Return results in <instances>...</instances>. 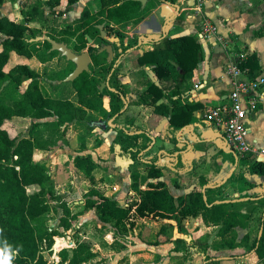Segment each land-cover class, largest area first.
Masks as SVG:
<instances>
[{
    "label": "trees",
    "instance_id": "trees-1",
    "mask_svg": "<svg viewBox=\"0 0 264 264\" xmlns=\"http://www.w3.org/2000/svg\"><path fill=\"white\" fill-rule=\"evenodd\" d=\"M31 12L22 11L26 23H17L7 16H0V246L3 241L15 249L21 247L19 255L13 264H48L46 250H51L61 236L58 228L49 231L47 228L48 217L56 213L53 204L59 198L53 195V189L48 187L50 181L47 165L36 160L38 147L31 137L22 134L13 135L4 128L7 122L14 119L36 120L40 124H50L53 130L61 128L65 123L72 125L83 124L89 111L107 114L103 104V94L100 93V80L90 71L82 74L73 82L77 94V102L59 100L47 96L41 88V76L36 67L29 65L30 61L37 60L43 65L54 60L58 52H50L48 42H30L37 36L30 27L34 21L44 22L47 12H52L61 5L62 0H28ZM173 7L180 6L181 0H158ZM6 0H0V10ZM16 3L17 0H11ZM80 0H68V6L76 5ZM100 9L92 14L88 9L83 11L81 19L74 26H67L60 36L61 41L69 47L73 44L72 51L78 55L89 49L93 64L96 68H105L108 76L110 91V119L116 118L114 123L126 113L128 92L125 86L118 83V61L126 52L135 47H121L123 53L118 55L113 62L106 66L100 61L97 49L89 46L88 38L95 40L100 35L98 26L111 25L127 26L140 22L151 10L154 4L145 8L132 0H99ZM21 3V2H20ZM19 6V5H18ZM48 36L57 41L52 34ZM66 36V37H64ZM58 42V41H57ZM204 54L202 43L198 36H181L175 39L168 37L155 42L153 49L144 52L138 59L141 70L151 67V71L158 81L172 78L176 87L167 92L156 85L151 76L144 72L141 86H146L139 104L154 107V113L168 119L171 132L186 128L193 122L195 107L183 102L182 87L193 76V72L203 61ZM239 68L244 72L248 70L247 77L252 80L258 77L261 65L256 55H250L239 62ZM68 72L66 77L71 74ZM29 82L20 101H12L9 93L19 91L21 86ZM7 84V88L3 87ZM167 99L171 107L158 103ZM54 119L52 123L40 121ZM49 131V130H48ZM35 134V133H34ZM119 137L127 144L126 153L132 155L136 161H142L143 153L151 146V136L147 133L131 135L119 129ZM158 158L146 164L147 174L132 172L131 190L139 198L134 208L123 207L116 198L107 197L97 189H92L87 195L86 202L78 205L77 209L95 211L103 225L120 226L130 222L133 217L141 220L164 219L184 220L188 217H201L207 226L219 227L218 237L221 238L220 246L237 249L244 247L247 253L255 252L261 261H264V193L251 196L246 201L221 202L210 204L202 188L206 185L201 182V189L176 198L164 182L154 183V179H161L163 172L157 166ZM243 167L250 174L264 177V162H250V155L242 160ZM75 168L85 175L94 184L96 163L92 156L78 155L74 159ZM40 187L38 193L30 194L33 187ZM249 189L256 186L247 185ZM64 217L60 225L68 231L73 222H77L79 214L74 215L68 203H61ZM248 208L246 214L241 213ZM253 215L257 216L259 227L252 240L251 235L245 236L237 243L236 229L248 228ZM262 231V238L259 234ZM219 247V246H218ZM217 248V246H216ZM59 257L60 264H92L100 257L99 251L89 245L78 244L74 250L64 249ZM206 264H218L207 254L204 255Z\"/></svg>",
    "mask_w": 264,
    "mask_h": 264
},
{
    "label": "crops",
    "instance_id": "crops-1",
    "mask_svg": "<svg viewBox=\"0 0 264 264\" xmlns=\"http://www.w3.org/2000/svg\"><path fill=\"white\" fill-rule=\"evenodd\" d=\"M19 2L22 0H18V7ZM28 2L26 0L22 3L27 6L31 4V1ZM62 3L68 5V0H62ZM150 3L154 6L140 22L127 26L111 25L124 35L123 48L135 47L137 44L138 47L128 50L116 65L121 70L118 71V83L130 92L127 96L126 113L117 120L116 125L112 124L116 118L109 119L112 127L110 133L104 132V136L100 138H104V144L107 145L112 133L119 136V129L131 135L145 132L148 137L151 136V146L146 153L140 155L142 161H136L138 165L136 172L145 175L146 164H150L157 157V166L162 170L163 177L151 182H164L176 198L196 188L201 189L202 181L206 183L202 191L210 204L246 201L251 196L263 194L264 177L252 175L243 167V162L238 161L233 151L227 147L224 130L207 121L205 114L211 108L229 104L232 83L227 71L230 63L237 60L239 55H244L245 59L250 55H256L261 65L258 77H264V0H181L180 6L177 7L158 0H148L147 5ZM76 6H78L76 12L69 13L79 18L85 9L92 14L97 13L100 2L80 0L74 5ZM12 9L11 2L6 0L0 13L16 21L11 16ZM67 17L71 18L70 15ZM203 19H208L217 26L219 35L227 45L224 47L216 39L201 41L204 59L193 72L192 78L182 87L183 102L195 107L193 122L186 128L171 132L168 130V119L156 115L154 107L139 104L146 89V86H141L140 81L144 76L143 71H146L156 85L167 92L172 91L176 83L172 78L156 80L152 68L141 70L137 59L144 52L152 50L154 43L162 38L175 39L181 36L200 38ZM114 41L120 46L119 54H122L119 39ZM134 58L136 64H133ZM109 100L110 97H104L103 100L108 116L111 112ZM161 104L171 107L167 99L158 103ZM246 126L249 142L257 151L250 154V162H264V102L258 106L255 113L248 116ZM105 136H108V140ZM190 182L196 185L192 186ZM248 184L256 187L249 189ZM247 212L248 208L241 211L243 214ZM257 220V216L253 215L248 228L236 229L237 243L248 234L252 240L254 239L259 227ZM140 221L146 223L148 220ZM180 225L181 229L176 228L171 239L164 240L158 245L150 243L148 245L139 238L136 240L138 246L142 247L139 251L149 247L152 252L147 259L148 264H158V256L159 264H206L205 254L213 261L219 262L218 264H264L255 252L247 253L244 247L230 249L220 246L222 240L218 237L219 227L205 225L201 217H188ZM175 246H179L180 250ZM99 253L100 257L96 260L103 257L109 258V264H132L130 259L121 263L115 262L116 256L110 251H107V255ZM138 259L143 263L140 258Z\"/></svg>",
    "mask_w": 264,
    "mask_h": 264
},
{
    "label": "rangeland",
    "instance_id": "rangeland-1",
    "mask_svg": "<svg viewBox=\"0 0 264 264\" xmlns=\"http://www.w3.org/2000/svg\"><path fill=\"white\" fill-rule=\"evenodd\" d=\"M9 1L11 2V0ZM25 1L22 0V2ZM22 2H19L20 7H18V0L16 3L11 2L13 6L11 16L16 19L17 23L24 24L27 20L22 15V11L31 12V10L28 8V4L25 6ZM76 9H78V6L70 7L61 2L58 8L52 12H47L44 22L34 21L30 23V27L34 30L37 37L52 34L57 37L59 43H62L60 41L63 36L60 35L63 29L67 26H74L82 17L83 13L79 18L69 13L76 12ZM68 15L71 16L70 19L67 17ZM0 16L3 15L0 13ZM98 27L99 29L103 27L104 33L100 29L98 38L95 40L88 38V47H94L100 51L98 54L100 61L106 62L105 67H109L111 63L107 61L109 53L105 47H112L115 56H117L120 46L114 40L118 38L122 46L124 45V35L113 27H106V25ZM74 43L75 41H73ZM73 44L70 45L72 49ZM133 64H136L135 58L133 59ZM29 65L39 70L41 88L47 96L54 99L77 102L78 98L73 83L65 82L67 73L74 70V66L69 64L59 52L57 57L49 63L41 65L37 60H33L29 62ZM103 69L105 68H96L94 64L90 67L94 76L101 79L100 93L103 94V97L109 98V78ZM28 84L29 82L24 83L19 91L10 92L9 98L12 101H20ZM6 88L7 84L3 89L5 90ZM128 93L130 95V92ZM129 97L132 99L131 96ZM108 117V114L102 112H90L87 114V118L83 124L74 123L69 125L65 123L57 130H53L50 124H40L33 129L34 124L39 123V121L23 119H14L11 122H7L4 126L13 135L22 134L34 140L39 148L37 155L39 157H36V160L47 165L50 176L48 187L53 189L55 198H59V202L55 201L53 203L57 212L48 217L47 228L49 231H52L60 227L59 230L62 236L57 241L55 240V244L51 250L45 249L44 252L48 257V264H60L61 259L59 254L64 250L63 247L74 250L81 243L87 244L92 249L101 253H106V255L107 251H110V253L116 256L115 262L121 263L130 259L132 264H141L142 262L138 259L140 258L143 261L142 264H148L149 261L147 259L149 255H152V252L149 250V247L143 251H139L142 247L138 246L136 240L139 238L143 243L158 245L164 240L171 239L174 236L176 228L181 229L180 223L183 221L182 219L173 221L150 219L145 223L136 217L120 226L113 224L105 226L101 224L95 211L77 209L78 205L86 202L87 195L92 189L99 190L107 197L116 198L123 207L134 208L136 202L139 201V198L131 190L132 180L130 177L132 172H136L138 165H136L135 158L126 153L128 144L118 134L112 133L111 136L109 135L110 140L107 145L104 144L105 139L100 138L104 136V132L110 133L112 128L109 124L111 120ZM53 121L55 120L48 119L40 121V123H52ZM102 121L107 125L105 131L97 125L98 122ZM112 124L116 125L114 122ZM112 135L114 136L112 137ZM78 155H90L93 157L96 163L94 184L75 168L74 159ZM144 172L147 174V168ZM193 185H196V183H193ZM39 191L40 187L37 186L29 190L30 194L38 193ZM61 203H68L70 208H72L71 221H73L74 215H78L83 211L81 215L79 214L77 222H73L68 231H65L60 225L61 217L65 216L60 206ZM239 237L241 238L242 235H239ZM175 248L180 250L179 246H175ZM184 251L189 250L184 249ZM159 259L160 257L158 256V264L160 263ZM108 260L109 258L102 257L101 260H96L92 264H109Z\"/></svg>",
    "mask_w": 264,
    "mask_h": 264
},
{
    "label": "built area",
    "instance_id": "built-area-1",
    "mask_svg": "<svg viewBox=\"0 0 264 264\" xmlns=\"http://www.w3.org/2000/svg\"><path fill=\"white\" fill-rule=\"evenodd\" d=\"M200 39L201 41L216 39L224 47L227 45L219 35L217 26L208 19L202 21ZM243 60L245 56L239 55L237 60L232 61L228 67L227 72L232 83L229 104L211 108L205 114L207 121L224 130L226 145L233 151L238 161L257 153L249 142L246 120L264 102V77L243 80L242 78L247 77L248 72V70L243 72L239 68V62Z\"/></svg>",
    "mask_w": 264,
    "mask_h": 264
},
{
    "label": "water",
    "instance_id": "water-1",
    "mask_svg": "<svg viewBox=\"0 0 264 264\" xmlns=\"http://www.w3.org/2000/svg\"><path fill=\"white\" fill-rule=\"evenodd\" d=\"M134 2H138L142 5L143 8L147 5L148 0H132ZM103 32V27H100ZM30 42L38 43V42H48L51 45L50 52H59L62 57H64L68 62H72L76 68L75 70L65 79V82L73 83L76 81L82 74L90 72V65L92 63L91 57L88 52H83L78 55L72 51V49L66 43H59L53 39H51L48 35L42 37H36L32 39ZM106 50L109 53L108 62H111L114 53L112 47H106ZM99 127H102L104 130L107 129V125L105 122H98ZM262 238V231L259 234V239Z\"/></svg>",
    "mask_w": 264,
    "mask_h": 264
},
{
    "label": "clouds",
    "instance_id": "clouds-1",
    "mask_svg": "<svg viewBox=\"0 0 264 264\" xmlns=\"http://www.w3.org/2000/svg\"><path fill=\"white\" fill-rule=\"evenodd\" d=\"M3 233V229L0 228V234ZM21 247L13 249L11 245L5 240L0 246V264H13L14 259L19 255Z\"/></svg>",
    "mask_w": 264,
    "mask_h": 264
},
{
    "label": "flooded vegetation",
    "instance_id": "flooded-vegetation-1",
    "mask_svg": "<svg viewBox=\"0 0 264 264\" xmlns=\"http://www.w3.org/2000/svg\"><path fill=\"white\" fill-rule=\"evenodd\" d=\"M102 31V30H101ZM104 33V32H103ZM102 33V34H103ZM105 49H106V47H105ZM113 50V49H112ZM107 51V50H106ZM85 52H88L89 53V55H90V57H91V54H90V51H89V49H87ZM108 52V51H107ZM97 55L100 53V51H98L97 50ZM114 53V52H113ZM118 55H120L119 53H118ZM118 55L117 56H115V54H114V57H113V59H112V61L111 62H109V63H112L113 62V60L116 58V57H118ZM64 58V57H63ZM91 60H92V57H91ZM67 61V60H66ZM107 61H108V59H107ZM68 62V61H67ZM69 64H72L73 66H74V70H75V68H76V66L72 63V62H68ZM93 64V60H92V63H91V65ZM91 65H90V67H91ZM74 70H72V72L74 71ZM91 71V70H90ZM71 72V73H72Z\"/></svg>",
    "mask_w": 264,
    "mask_h": 264
},
{
    "label": "bare ground",
    "instance_id": "bare-ground-1",
    "mask_svg": "<svg viewBox=\"0 0 264 264\" xmlns=\"http://www.w3.org/2000/svg\"><path fill=\"white\" fill-rule=\"evenodd\" d=\"M63 249H65V247H63Z\"/></svg>",
    "mask_w": 264,
    "mask_h": 264
}]
</instances>
